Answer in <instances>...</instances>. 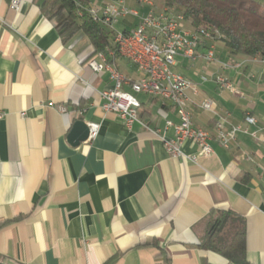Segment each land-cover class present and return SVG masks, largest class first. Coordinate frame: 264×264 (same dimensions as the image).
<instances>
[{
    "label": "crops",
    "instance_id": "1",
    "mask_svg": "<svg viewBox=\"0 0 264 264\" xmlns=\"http://www.w3.org/2000/svg\"><path fill=\"white\" fill-rule=\"evenodd\" d=\"M14 12L0 0V258L6 264H226L198 247L211 212L245 219L246 255L264 264V68L259 57L231 53L223 42L206 63L178 57L174 71L198 90L187 95L191 122L210 134V156L182 146L171 158L152 130L178 122L175 108L137 94L141 121L124 127L101 109L112 87L107 73L87 66L92 47L79 34L64 44L39 4ZM128 6L144 13L133 0ZM163 5L161 4V7ZM136 19L121 20L119 29ZM187 31L193 29L184 21ZM204 48L198 49L202 56ZM108 57H111L108 61ZM106 61L127 78L142 74L122 57ZM221 75L241 93L219 89ZM123 90L131 92L129 86ZM210 100L214 113L199 107ZM64 109V112L60 111ZM254 118V124L244 121ZM239 125L228 149L215 124ZM99 124L96 138L71 146L75 121ZM173 137V130L165 132ZM197 156L196 162L188 157ZM187 157V158H186ZM168 260V262H167Z\"/></svg>",
    "mask_w": 264,
    "mask_h": 264
},
{
    "label": "built area",
    "instance_id": "2",
    "mask_svg": "<svg viewBox=\"0 0 264 264\" xmlns=\"http://www.w3.org/2000/svg\"><path fill=\"white\" fill-rule=\"evenodd\" d=\"M89 1L91 17L96 19V23L105 27L112 33V46L107 47L113 58L119 56L129 63H140L141 70H148L153 77L160 78V85H146V81L141 77L142 89H134L133 80L127 78L122 73L113 75L109 64L101 59V53H97L87 61L88 68L94 73H107L112 87L100 93L101 109L105 113H114L118 116L125 128L129 129L134 123L147 126L139 117L140 102L135 97L137 94L159 98L167 101L175 108L178 122L165 121L164 132L152 130L163 144L165 150L171 158H185L182 146L185 142L193 143L199 156H210L213 150L209 144L210 134L201 128H190L187 125V118H191L189 112H181V105H189L192 100L187 95L191 89L193 95H197V88L184 76L174 71L177 65L176 58L194 61L198 57L206 63L215 60L214 47H206L196 44V37L187 33L186 29L179 25L178 17H167L164 8L153 6V12L141 13L137 8L128 6L130 0H86ZM136 4L137 1L133 0ZM150 2L152 1H145ZM21 0H10L9 8L17 12L20 8ZM133 18L137 20L134 26L119 29L121 20ZM203 37H212L204 36ZM224 37L218 38V42H223ZM204 48L205 53L200 56L198 49ZM264 68V67H263ZM213 83L221 90H227L236 96H240V91L226 78L221 75L212 77ZM124 86H129L131 92L123 90ZM151 87H159V94H151ZM201 109H209L214 113V105L210 100L200 102ZM61 112L64 109L60 108ZM0 112V119L3 117ZM244 121L254 124V118L246 116ZM88 137L85 142L91 141L98 135L99 124L87 123ZM173 130V137L167 138L165 132ZM216 140L225 149L235 140L238 132L244 131L241 126H231L225 129V119L219 118L215 124ZM245 132V131H244ZM187 158V157H186ZM192 162H196L197 156L188 157Z\"/></svg>",
    "mask_w": 264,
    "mask_h": 264
},
{
    "label": "trees",
    "instance_id": "3",
    "mask_svg": "<svg viewBox=\"0 0 264 264\" xmlns=\"http://www.w3.org/2000/svg\"><path fill=\"white\" fill-rule=\"evenodd\" d=\"M179 14L192 29L208 26L217 29L225 47L233 54L264 59V2L259 0H159ZM83 0H43L42 15L55 23L64 44L79 34L92 47L87 61L112 46V33L93 23L83 14L77 16ZM111 57H108L110 61ZM139 117L141 118L140 109ZM198 247L213 253L226 264H251L246 255L245 219L233 212H211L203 223V235ZM168 262V260H167ZM0 264H6L0 258ZM202 264H209L205 259Z\"/></svg>",
    "mask_w": 264,
    "mask_h": 264
},
{
    "label": "bare ground",
    "instance_id": "4",
    "mask_svg": "<svg viewBox=\"0 0 264 264\" xmlns=\"http://www.w3.org/2000/svg\"><path fill=\"white\" fill-rule=\"evenodd\" d=\"M86 2V5H79V11L77 12V16L81 17L83 14H86L92 21L93 23H96V19L94 17H91V11L90 9H85L89 8V1L83 0ZM137 4L140 6H144L147 8L146 12H153V6H155L154 0H136ZM145 1H152L150 2H145ZM165 10V13H167V17H178L179 18V25L182 23V18L177 15L173 9H170L168 7H162ZM181 26V25H180ZM187 31V30H186ZM191 36L196 37V44L201 45V46H206V47H215L216 44L218 43V38H222V35L220 32L213 28V27H204L200 26L197 29H193L192 31H187ZM204 36H211L212 37H203ZM106 56H112L109 51L101 52V59L104 60L106 64H109L108 61H106ZM261 63L263 64L264 67V59H260ZM133 65L137 71H140V63H130ZM110 71L113 75H120V72L115 69L113 66L109 65ZM142 77L141 79L146 81V85H160V78L159 77H153L148 70H141ZM142 80H136L133 82V87L134 89H142ZM151 94H159V87H151ZM204 111H209V109H202ZM181 112H189L187 105H181ZM187 125L190 126V128H195L192 125L191 118H187Z\"/></svg>",
    "mask_w": 264,
    "mask_h": 264
},
{
    "label": "water",
    "instance_id": "5",
    "mask_svg": "<svg viewBox=\"0 0 264 264\" xmlns=\"http://www.w3.org/2000/svg\"><path fill=\"white\" fill-rule=\"evenodd\" d=\"M88 137V127L82 120H77L73 123L72 128L67 136V141L71 146H78L86 141Z\"/></svg>",
    "mask_w": 264,
    "mask_h": 264
},
{
    "label": "rangeland",
    "instance_id": "6",
    "mask_svg": "<svg viewBox=\"0 0 264 264\" xmlns=\"http://www.w3.org/2000/svg\"><path fill=\"white\" fill-rule=\"evenodd\" d=\"M256 1H258V0H256ZM260 2H264V0H259ZM154 2H155V7L156 8H160L161 7V2L159 1V0H154ZM162 7H164V6H162ZM171 9V8H170ZM174 11V10H173ZM177 14V13H176ZM177 15H179V14H177ZM180 16V15H179ZM181 17V16H180ZM182 22H184V21H182ZM176 59H178V57L176 58ZM138 95H135V97H137Z\"/></svg>",
    "mask_w": 264,
    "mask_h": 264
}]
</instances>
